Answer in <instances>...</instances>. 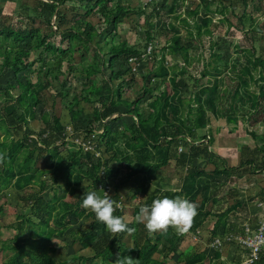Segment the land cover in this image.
Segmentation results:
<instances>
[{
	"label": "trees",
	"instance_id": "trees-1",
	"mask_svg": "<svg viewBox=\"0 0 264 264\" xmlns=\"http://www.w3.org/2000/svg\"><path fill=\"white\" fill-rule=\"evenodd\" d=\"M5 1L17 4L11 16L18 21L0 22V79L10 75L6 84L0 86V132L3 133L0 154L4 156L0 165V199L5 200L3 189L6 187H12L19 193L23 191L19 199L23 206L29 207L30 213H18L17 221L9 224L16 234L10 240H0V250L10 252L0 264H92L96 258L100 259V264H117L129 255L137 264H168V259L173 260L170 264H206V261L210 264L220 260L222 252L219 249L181 252L179 247L187 233L177 235L169 228L167 232L150 235L135 219L126 222L128 227L136 229L133 234L125 232L111 237L105 225L96 221L94 213L81 206L86 193H78V187L84 180L88 181L86 187L94 189L99 183L108 181L114 186L115 197L119 195L118 189L126 188L141 203L145 197L144 205H151L153 199L161 197L149 191L152 180L159 176L163 166L173 160L176 166L185 169V174L179 189L167 190L164 196L181 195L198 205V214L188 233L195 235L209 216L215 217L210 230L213 237L243 231L239 218H230L229 214L241 206L245 208L246 201L235 200L220 212L208 209L207 204L217 203L219 189L240 176L235 175L238 166L248 165L254 169L257 153L262 154L259 170L264 169V134L249 130L255 146L253 149L243 146L238 166H229L224 157L211 150V130L210 134L203 131L212 117L224 116L228 122L238 118L230 115L223 105L222 97L228 94L226 87L218 90L219 83H223L221 75L216 79L207 77L200 85L199 79L205 77L211 67L217 73L228 69L238 72L236 77L230 76L229 79L237 81L235 94L248 99L247 108L241 111L240 118L259 122L257 116L264 111V57L256 54L254 42L262 32V26L247 12L249 0H242L240 14L222 0H198L193 8L184 11L186 0H168L167 19L161 21V26L170 32V36L160 48L159 57L154 53V65L143 75L141 94L135 98L123 94V89L128 88L131 82H125L121 77L126 73L134 74L126 72L123 66L129 57L140 59L146 52L155 24L148 23L149 28L143 31L141 44L138 40L133 44L125 39L115 42L113 35L117 33L118 23L134 11L126 3L128 0ZM70 1H74L81 11L67 17L61 6ZM3 7L0 6V15ZM253 7L255 10L259 8L258 5ZM227 12L237 18L235 28L243 32L248 42L247 46L235 45L246 55L243 62L230 64L220 52L214 51L216 42L210 27L212 16L218 14L219 22L227 21L231 25ZM188 17H191V22ZM178 23L186 29L185 41ZM56 36H59L61 45L54 42ZM205 39L211 59L204 63L199 77H193L194 87L198 88L191 89L192 97L183 98L181 91L187 86L184 75L191 78L187 74V66L192 62L190 50L199 49ZM75 53L80 57L79 62L75 61ZM33 54L37 56L31 60ZM166 54L179 55L183 64L166 65ZM35 62L38 63L36 79L21 80L18 73ZM63 64H66V71ZM106 69L109 76L105 74ZM65 72L84 78L83 83L86 84L66 104L73 131L83 133V138L88 137L95 130V121L103 122L109 117L103 124V132L97 134L99 157H94L80 145L76 149H65V126L58 116H52L51 109L46 106L49 102L54 104L53 98L50 97L51 101L45 96L46 91L54 87V82L64 87L67 80H61L60 76ZM165 79L169 80L171 91L159 90L143 106L140 101L144 93L151 91V81ZM250 80L257 86L256 91L249 88ZM212 85L214 94L206 95ZM80 99L92 103L90 119L83 116ZM40 105L43 108L38 114ZM169 110L173 111L171 116ZM128 118L126 124L130 134L118 124V121ZM35 119L41 121L42 127L31 136L33 132L28 123ZM260 122L264 123V117ZM180 146L181 151L178 150ZM39 159L43 160L42 166L38 165ZM197 159L205 161L202 166L211 164L213 168L206 170L205 167L194 166ZM44 174H48V179L40 180L38 189L26 188ZM45 188L53 190L50 198L43 195ZM67 194L74 200H65ZM259 196L264 201V190ZM1 204L0 213L3 211ZM124 210L115 211L114 215L122 217ZM126 236L131 239L130 247H123ZM56 237H69L81 248H90L93 254L86 257L75 252L68 259L55 260L50 252ZM254 264H264V249Z\"/></svg>",
	"mask_w": 264,
	"mask_h": 264
},
{
	"label": "rangeland",
	"instance_id": "rangeland-1",
	"mask_svg": "<svg viewBox=\"0 0 264 264\" xmlns=\"http://www.w3.org/2000/svg\"><path fill=\"white\" fill-rule=\"evenodd\" d=\"M28 3H31L33 0H26ZM227 6L230 8H234L237 14H240L243 9L242 0H222ZM168 0H128L126 3L130 4L131 7L134 8L129 15L123 18V20L117 25V33H114V41L119 42L121 40H127L128 43L133 44L138 40L141 44L143 42V31L149 28L148 23L152 22L155 26L151 29L153 32V38L150 44L148 45V54H141V58L139 60H135L130 62L129 60L123 66L126 72L132 71L134 74L126 73L123 75L125 82H131L128 88L123 89V94L125 96H130V98H135L136 96L141 94V89L143 86V75L146 74L154 65L153 56L157 53V56L160 55V48L165 45L167 38L170 36V32L161 26V21L167 19L166 11V3ZM198 2V0H186L185 5L183 7L184 10H188L189 8H193L194 5ZM249 5L247 7V12H250L252 17L256 20V22L262 26V32L258 34L256 41L254 42L256 48V54L264 57V0H249ZM3 5V13L0 15V22L5 23H16L18 19L12 15V11L17 6L14 2L7 3L5 0H0V6ZM259 6L257 10L254 9L253 6ZM6 6V7H5ZM61 8L67 14V17H71L74 13L81 11L76 6L74 1L67 2ZM228 16V20H230L231 25H229L227 21L219 22L218 14L212 16L211 20V29L214 33V41L216 44L214 45V51L220 52L222 54V58L229 62L230 64L234 61H245L246 55L235 47L237 44H241L242 46H247L248 42L245 40L243 32L235 28V24H237V18L232 15L230 12L226 13ZM209 15H212L209 13ZM185 16V13L182 15ZM96 17H94L95 19ZM188 20L191 22V17H188ZM53 22V21H52ZM178 21H176L177 23ZM181 27V24L178 23ZM45 28V27H44ZM47 31L44 30V32ZM186 33V29L181 27L182 40L185 41L184 35ZM59 36L54 37V42L59 43ZM207 39H205V43H201V47L197 50H190L191 56V64H189L187 74L191 75V78L188 75H184L186 78V88L182 89L181 96L183 98L189 99L192 97L191 89H197L194 87L193 77L198 78L200 74V70L203 69L204 63L210 61V49L207 44ZM60 44V43H59ZM61 45V44H60ZM63 45V44H62ZM150 46V48H149ZM146 48V52H147ZM155 53V54H154ZM37 54V53H36ZM36 54L31 56V60L36 58ZM75 61L79 62L80 57L78 53L74 54ZM136 57V56H135ZM159 57V56H158ZM47 59L50 57L47 55ZM165 64L172 66L175 64H183L182 58L175 54H166ZM38 63L35 62L31 67L27 68L18 73V77L21 80L30 79L34 81L36 79L35 70H37ZM63 70L66 71V64H63ZM238 73V72H236ZM235 72L228 69V71H223L221 73H217L213 67L210 68L209 73L206 74L205 77H201L199 79V85L204 84L207 77L216 79L221 75L223 83H219L218 90L226 87L228 95L226 97H222L223 105L225 108L229 110V114L237 117V121L228 122L227 118L223 117H212L211 122L205 125L204 131L207 134L213 135V145L210 147L212 151L218 152L222 157L226 159V163L229 166H238L241 161V153L243 151V146H248L253 149L255 146V142L248 133L249 130H254L257 134H264V123L260 122L263 120L264 111L260 112L257 116L259 122H250V120L245 121L240 118L241 111L247 108L246 97L241 96L240 94H235L237 81L235 79H229L230 76H235ZM106 76H109V70H105ZM257 71L255 72V76H257ZM10 75H5L0 79V86L6 84L7 79H9ZM182 76H179V78ZM234 77V78H235ZM61 80H67V83L64 87H59L58 83L54 82V87L51 90L46 91V97L50 99L53 98L54 104L51 105V102L46 104L47 108L51 109L52 116L56 115L60 118V121L65 126L63 129V134L66 136L67 145L64 147L67 150L76 149L78 144L77 140L83 139V133H75L73 131L72 125L69 121V115L67 112L66 104L71 99L74 93L79 94L82 90V87H85L86 84L83 83L85 80L80 76H76L72 73L65 72L60 76ZM120 80V79H119ZM115 82H118L116 80ZM115 84V83H113ZM151 91L144 93L141 98V104L146 106L147 101L152 99L155 94L159 91L170 92L171 84L168 79L165 80H152L149 84ZM249 88L252 90H257V86L253 83L252 80L249 81ZM58 91L61 94H58ZM215 89L212 85L210 88V92H207L206 95L214 94ZM51 100V99H50ZM52 101V100H51ZM2 104V102L0 103ZM52 107V108H51ZM79 107L83 109V116L86 119H90L92 116V103L84 102L80 99ZM42 105L38 107V114L42 109ZM6 110V109H5ZM121 110H123L121 108ZM170 116L173 111H168ZM186 112V109L184 110ZM51 116V117H52ZM109 120V117L105 118L103 122L95 121L94 132H103V124ZM125 121H118V124L121 125L127 132L130 134V130L127 129L126 122L128 119H124ZM42 127L41 121L38 119L31 120L28 123V128L33 132L32 135H36L39 129ZM3 136V133L0 132V137ZM18 135H15L17 137ZM96 136V135H95ZM97 137H95L96 139ZM262 141V139H260ZM261 153H257L255 157V166L254 169L250 168L248 165H244L242 167H237L236 176L234 177V181L227 183L224 188V193H221L219 196V200L217 203L213 204L209 202L207 204V208H211L212 211L220 212L223 211L227 206L232 204L235 200H243L246 201L247 204L241 206L238 211H231L229 216L230 218L237 217L242 224L248 223L251 228L255 227L259 218L264 217V201L259 196L260 192L264 190V169L259 170V165H261ZM205 161L202 159H197L194 166L197 165L199 168L205 167L206 170H211L213 165L205 164L202 166ZM43 160L39 159L38 165L42 166ZM1 165V163H0ZM166 167V166H165ZM183 174H185V169H179L177 171L178 178H182ZM48 174H44L41 177L36 178V182L30 184L26 188L28 189H38L40 180H47ZM165 182V181H163ZM88 183L87 180H84L82 185L78 187V193H87L89 191H96L99 195L102 196L100 190L94 189L92 186L86 187ZM176 183V178L170 180V187H173ZM6 193V198L0 199V203H2L3 211L0 213V240H10L15 234L16 230L11 228L9 224H14L17 219L16 215L18 213H30V209L28 206H23L22 201H20L19 197L23 195V191L20 193L13 189L12 187H6L3 189ZM61 193V190H59ZM53 194V190L51 188H45L43 195L46 198H50ZM129 193L127 192L126 200H129ZM199 199V197L197 198ZM65 200L73 201V197L70 195L65 196ZM128 211H132L133 207L127 209ZM244 210L246 213L244 214ZM215 217L209 216L207 220L203 223L200 229L197 230L195 235L187 232L185 234L184 242L182 245V249L191 248V250H201L211 248L209 246L210 242L213 240V236L210 234V228L213 226V222ZM90 220L87 221V223ZM86 223V224H87ZM53 249L50 252L51 256L55 260L59 259H68L70 258L72 253L79 252L81 255L90 257L92 252L88 248H81L78 242H72L69 237H56L53 238ZM236 244L229 243L221 247L219 250L224 255L223 259L218 260L217 262H212L210 264H221V262L225 264H238V261L241 259V253L239 252L240 248L235 247ZM218 249V248H214ZM10 252L0 250V263L9 256ZM69 254V255H68ZM236 261V262H235ZM173 262V261H169ZM88 264V262H87ZM92 264H100V259L96 258ZM206 264L208 262L206 261Z\"/></svg>",
	"mask_w": 264,
	"mask_h": 264
},
{
	"label": "clouds",
	"instance_id": "clouds-1",
	"mask_svg": "<svg viewBox=\"0 0 264 264\" xmlns=\"http://www.w3.org/2000/svg\"><path fill=\"white\" fill-rule=\"evenodd\" d=\"M4 156L0 154V163H3ZM103 196L96 191L86 193L82 207L94 213L95 219L105 225L111 237L121 233L133 234L136 229L128 227L124 218L114 215L119 205L110 198L103 190ZM198 205L183 197L176 195L157 197L152 200L151 205H142L135 217L137 223L144 225L147 232L152 235L157 232H167L169 228L175 230L177 235L187 233L197 216ZM117 264H137L132 256H125Z\"/></svg>",
	"mask_w": 264,
	"mask_h": 264
},
{
	"label": "built area",
	"instance_id": "built-area-1",
	"mask_svg": "<svg viewBox=\"0 0 264 264\" xmlns=\"http://www.w3.org/2000/svg\"><path fill=\"white\" fill-rule=\"evenodd\" d=\"M150 48V46H149ZM147 52L144 54H148ZM128 60L130 62L139 60L138 57L132 56L129 57ZM97 132H92L88 135V137H84L81 140H77L78 146H82V148L86 151H89L94 155V157H99L101 152L99 148H97ZM96 135V136H95ZM182 147L178 148L181 151ZM98 189L100 190L103 196V190L108 193L111 199L116 201L119 207L116 208L117 212L122 211L126 204L124 203L122 197H115L114 196V186L111 182L106 183H99L97 185ZM243 231L236 234H224V235H217L213 238L210 242L209 246L211 248H218L220 249L225 244L234 243L237 247L241 250V259L238 261V264H254L260 256L261 251L264 249V217L259 218L255 227L251 228L248 223L243 224Z\"/></svg>",
	"mask_w": 264,
	"mask_h": 264
},
{
	"label": "crops",
	"instance_id": "crops-1",
	"mask_svg": "<svg viewBox=\"0 0 264 264\" xmlns=\"http://www.w3.org/2000/svg\"><path fill=\"white\" fill-rule=\"evenodd\" d=\"M165 166L162 167L161 172L159 173V176H157L154 180H152V183H151L150 188H149V191H154V192L157 193V196H161V197L164 196V192H166L167 190H172V191L178 190L179 189V184H180V181H181V178H178L177 171L179 169H182V168L176 166L175 165V161L171 160ZM183 176H184V174H183ZM183 176H182V178H183ZM173 178H176V183H175V185L173 187H170V185H169L170 184V180L172 181ZM163 181H165V182H163ZM225 186H227V185H225ZM225 186H223V187H221L219 189L217 195L220 196L221 193H224ZM117 192L119 194L118 197H122L123 201H124V198H126L127 192L129 193V195H128L129 196V200H126L125 199V201H124V203L126 204V207H125V210H124L125 212L122 214V217L124 218L125 222H131V221H133L135 219V214L137 212V208H139L142 205H144L145 197L142 199L143 202L141 203L140 200H139V198H137L135 196H132V192L130 190L126 189V188L118 189ZM219 196H217V197L219 198ZM132 207H133V210L132 211H130V210L128 211L127 210V209H130ZM245 213H246V211L244 210V214ZM124 242L126 244L123 245V247H128V246L130 247V244H131L130 237L126 236L124 238ZM183 242L184 241H182L181 244H180V247H179L180 251L182 252V251H185V250L186 251L187 250H191V248H184V249H182L181 247L183 245ZM88 249L90 250V248H88ZM90 252H92V251L90 250ZM239 252L241 253V250ZM223 257H224V255L221 254V259H223ZM173 259L175 260L174 257H173ZM169 261H173V260L168 259L167 260V263L168 264L172 263V262H169Z\"/></svg>",
	"mask_w": 264,
	"mask_h": 264
}]
</instances>
